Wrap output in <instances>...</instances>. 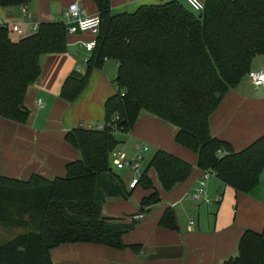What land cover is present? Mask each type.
<instances>
[{
  "label": "trees",
  "instance_id": "16d2710c",
  "mask_svg": "<svg viewBox=\"0 0 264 264\" xmlns=\"http://www.w3.org/2000/svg\"><path fill=\"white\" fill-rule=\"evenodd\" d=\"M93 2L100 20L96 46L85 72L69 75L59 96L73 102L91 72L114 61L115 93L104 104V125L65 134L81 157L67 163L63 177L32 175L22 181L0 175V226L21 230L0 241V264H52L49 251L66 243L125 248L122 236L129 227L103 218L101 206L106 197L129 195L109 158L121 144L119 135L133 129L141 111L175 126V142L196 153V168L211 171L235 192L249 194L264 170V134L234 151L211 137L208 123L223 95L249 72L252 59L264 54V0H203L198 13L170 1L115 15L110 0ZM30 3L0 0V8L26 10ZM11 34L7 25L0 26V120L25 124L29 111L24 97L40 75L39 57L64 53L67 33L63 22L53 21L38 24L34 33L18 39ZM193 168L155 150L139 183L154 191L139 207L161 202L147 170L153 169L169 192L185 182ZM158 226L177 229L172 209L165 210ZM223 264H264V233L245 230L237 256Z\"/></svg>",
  "mask_w": 264,
  "mask_h": 264
},
{
  "label": "crops",
  "instance_id": "0c3cea01",
  "mask_svg": "<svg viewBox=\"0 0 264 264\" xmlns=\"http://www.w3.org/2000/svg\"><path fill=\"white\" fill-rule=\"evenodd\" d=\"M170 1H178L189 9L185 0H110V11L113 15L133 13L143 5ZM72 3L79 4L83 17L98 15L93 0H31L26 10L0 8V22L20 26L24 35L14 37L18 39L34 33L32 26L43 22L67 24L64 12ZM91 39L88 33L67 34L64 53L39 57L40 75L24 97V106L29 111L26 123L0 120L1 176L22 181L32 175L47 180L63 177L67 163L81 157L65 141V134L79 127L104 125V104L115 93L114 61H106L101 69H94L86 88L73 102L59 96L66 78L89 56L83 44ZM250 70L264 71V54L252 59ZM208 123L211 137L228 143L234 151L243 150L264 134V86H252L245 75L223 95ZM176 133L177 128L172 124L141 111L133 129L119 135L121 144L116 149L128 157L134 156L136 145L148 147L142 157L141 173L155 150L167 152L194 167L187 180L169 192L162 189L155 171L147 170L146 175L161 200L148 209H141L139 203L154 190L140 185L130 189L133 173L112 167L129 195L106 197L101 216L129 227L122 236L125 248L66 243L49 251L52 264H223L237 256L239 239L245 230L264 233V170L249 194L235 192L210 176L205 186V198L209 201L204 202L203 198L194 201L191 194L198 187L202 172L196 168V153L175 142ZM109 161L112 164L111 157ZM166 209L174 211L175 230L158 226ZM139 214L144 215L142 220L137 218ZM191 220L195 221V227L188 230Z\"/></svg>",
  "mask_w": 264,
  "mask_h": 264
},
{
  "label": "built area",
  "instance_id": "2783aa9c",
  "mask_svg": "<svg viewBox=\"0 0 264 264\" xmlns=\"http://www.w3.org/2000/svg\"><path fill=\"white\" fill-rule=\"evenodd\" d=\"M185 3L189 7V9L193 12H201L204 8V4L202 0H185ZM25 13V11H23ZM83 10L77 3H72L67 6L65 9L64 15L66 16L68 23H65L66 33L67 34H75L77 32L81 33H88L92 36V39L85 44L83 47L85 51L88 53L83 62L79 63L75 67V71L79 74H83L85 72L86 64L90 57V53L96 46L95 37L98 33L100 20L98 15L90 16V17H83ZM6 25L0 22V26ZM8 30L13 34H18V36H23V31L20 26L18 25H7ZM31 30L33 32L36 31V26H32ZM248 81L254 87L264 86V71L262 70H249L246 74ZM40 105V101L38 102ZM102 126H97V129H101ZM136 153L132 157H128L127 154L118 149H114L110 157L112 159V165L117 170L128 169L133 173V177L129 182V188L133 189L137 187L140 183L141 178V161L143 154L148 150V147L144 144L136 145L135 147ZM222 151H218L220 154ZM201 177L198 182V187L194 189L191 194V198L194 201H199L203 198L204 202H208L209 200L205 198V186L206 181L210 176H215L214 173L211 171H201ZM139 220L144 218L143 214H139L137 217ZM195 227V221L191 220L188 223V230Z\"/></svg>",
  "mask_w": 264,
  "mask_h": 264
},
{
  "label": "rangeland",
  "instance_id": "374dc122",
  "mask_svg": "<svg viewBox=\"0 0 264 264\" xmlns=\"http://www.w3.org/2000/svg\"><path fill=\"white\" fill-rule=\"evenodd\" d=\"M186 5V3H185ZM12 38L18 36V34H11ZM111 64V63H110ZM118 116L117 114H115V117ZM123 177V176H122ZM23 209H21L22 211ZM24 218L26 219V216H24ZM21 232V230L17 229V228H11V227H4V226H0V241H7L11 238H13L17 233Z\"/></svg>",
  "mask_w": 264,
  "mask_h": 264
}]
</instances>
